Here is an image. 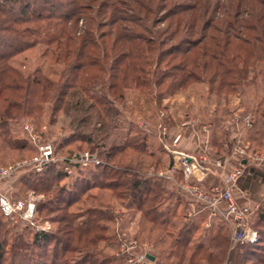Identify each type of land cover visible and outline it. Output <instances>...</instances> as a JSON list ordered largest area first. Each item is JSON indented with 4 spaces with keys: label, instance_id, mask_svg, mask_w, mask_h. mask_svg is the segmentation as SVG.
<instances>
[{
    "label": "trees",
    "instance_id": "obj_1",
    "mask_svg": "<svg viewBox=\"0 0 264 264\" xmlns=\"http://www.w3.org/2000/svg\"><path fill=\"white\" fill-rule=\"evenodd\" d=\"M90 1L93 5L98 2L95 5L97 15L105 18L104 24L96 22L95 28L92 29L87 24L93 21V17L85 16L83 12L88 6L85 0H44L43 2H46L44 5L39 2L31 4L36 2L35 0L20 2L19 14L12 19L14 24L4 27L15 32L16 36L13 40L9 39L4 43L2 41L3 44L0 46L2 144L25 148L26 143L18 146L14 143V138H8L9 121L33 115L34 111L41 109L42 102H46L49 98L54 101V113L55 109L68 103L67 98L72 89H80L88 94L89 98L94 99L100 112L109 115L112 110L109 103L111 100L107 95L99 96L94 93L96 86L107 91L108 95L123 98L125 89H143L154 84L157 87H165V92H159V98L162 99L167 95L176 96L192 84L206 83L209 92L217 91L218 97H224L225 95L220 92L241 93L245 87L254 85L259 75L264 76V7H261L264 0H235L236 2L231 6L227 3V9L225 5L220 8L221 18H216L212 11L210 12L211 9L207 6L208 0L205 5L203 0H193L192 3L164 0L163 17L159 19L164 18L165 21L170 19V23L166 28L156 31L145 24V21L156 13L152 5L153 0ZM93 5H89L88 9ZM54 19L64 23L59 35L51 33L48 27H44L46 23L51 26ZM80 21L86 22V25L79 27ZM15 22L36 24L20 30L15 26ZM127 22L141 27L144 32H139ZM173 22L177 23L176 27H173ZM104 26L108 28L100 30ZM146 34L151 36L148 37ZM179 34L182 35L179 40L172 42L168 47L164 46L168 39H173ZM32 35L36 38L29 40L28 37ZM41 42L46 44L47 50L44 55L51 52L55 56V61L63 64L62 77L58 81L45 75L41 68L36 69L32 74H25L10 63L11 55ZM7 47L12 50H5ZM152 65L154 70L147 69V66ZM146 74L152 76L149 78L145 76ZM257 110L264 119V103L257 105L253 125L258 121ZM253 139L256 142L255 136ZM220 143L223 151L229 149V145L225 146V141ZM124 148L125 150L133 148L147 157L153 154V152L147 153L145 144L127 142ZM124 148L114 146L110 150L97 151L112 160L116 155L114 149L122 152ZM141 163L142 166L146 164L145 161ZM52 164V162L48 163L41 173L31 171L33 180L30 185L35 192L45 193L51 191L54 184L69 179V184L65 182L64 186H60L57 192L59 195L55 196L65 206L53 208L46 205L48 202H43L40 207L41 210L48 208L52 212L61 211L57 219L59 224L63 223L59 228L60 231L64 233L69 231L73 223V214L67 212V208L80 199L87 189L94 187L116 189L117 185L124 183L130 184L128 205L140 210L145 217L152 215V221L158 219L156 215L158 210L153 206V201L165 187L156 184L153 178L146 172L139 171L134 164L128 162L124 165L122 173L127 176L124 182L116 180V174L120 171H116L104 162L84 169L76 167L72 175H67L58 169L51 173ZM170 198L173 199L172 210L162 212L165 217L161 222L166 224L172 223L171 217L176 218L180 214H186L187 210L186 202L176 197L173 190ZM40 209L38 208L37 211L39 212ZM171 212V216H166ZM257 215V223L264 226V203ZM206 216V212H201L194 222H185L179 226L178 233L172 240L171 255L181 262L187 258L189 252V262L193 264L195 255L206 251L204 258L208 262L214 257L217 261L225 257L229 258V264H250L255 260L258 264H264V230H258V241L244 243L245 245H240L237 252L234 250L230 252L228 250L230 238L223 232L227 224L221 222L216 226L217 222H214L212 230H204L206 231L204 237L199 238L192 247L196 232L204 224L201 217ZM26 229L31 233L29 240L34 245L48 246L52 240L63 241L61 236L52 233V229L44 232L36 231L32 227ZM23 237L20 234L11 239L10 247L13 255L24 251L21 248L26 246ZM8 240L10 238L3 236L1 242L8 243ZM1 242L0 264H3L4 245ZM19 248L21 250H17ZM10 263L15 262L11 260Z\"/></svg>",
    "mask_w": 264,
    "mask_h": 264
},
{
    "label": "rangeland",
    "instance_id": "obj_2",
    "mask_svg": "<svg viewBox=\"0 0 264 264\" xmlns=\"http://www.w3.org/2000/svg\"><path fill=\"white\" fill-rule=\"evenodd\" d=\"M24 1L29 2L31 0H0V46L4 41L13 40V37L16 36L15 32L4 29V27L14 24L12 19L19 14L20 2ZM35 1L31 4L39 2L44 5L46 3L43 2L44 0ZM180 1L193 2V0ZM206 1L203 0L204 5ZM236 1L208 0L207 6L210 7V12L212 11L216 18H221L222 12L220 8L222 9L224 5L226 8L227 3L231 6ZM85 2L88 4L86 6L87 9L83 11L85 16L91 15L93 17V21L87 24L89 28H95L96 22H103L102 24H104L105 18L97 15L95 5L98 2L94 3V5L90 0H85ZM164 2V0H153L152 5L156 9V13H153L150 19L145 21V24L155 31L166 28L170 23V19L167 21L163 20L164 18L162 19L163 21L159 19L161 16L163 17L162 3ZM253 2L251 1V3ZM89 5L93 6L88 9ZM263 5L261 7H264ZM182 19L185 20V18ZM35 24L33 22H15V26L20 30H24L27 26L33 27ZM127 24L136 27L135 29H138L139 32H144V29L137 27L134 23L127 22ZM172 24L173 27L177 25L175 22ZM63 25L62 21L54 19L51 26L46 23L44 27H48L47 29L51 33L59 35L63 30ZM84 25H86V22L80 21L78 24L79 27ZM107 28V26H104L100 30ZM146 35L148 37L151 36L150 34ZM181 36L179 34L173 39H168L167 44L164 46L168 47L172 42L179 40ZM28 38L33 40L36 37L32 35ZM10 49V47H7L5 50L9 51ZM46 50V44L41 42L16 54H10L9 60L13 66L19 68L25 74H32L36 69L41 68L45 75L52 80L58 81L62 77L63 64L57 63L55 56L51 52L44 55ZM150 68L154 70L153 65L147 66V69ZM145 76L151 77L152 75L146 74ZM95 89L96 92L94 93L99 96L107 95V98L112 101L109 102L112 107L109 115L106 112H100L98 105L95 104L94 99L89 98L88 94L80 89H72L67 98L68 103L59 109H55L54 113V101L49 98L46 102H42L41 109L34 111L33 115L22 116L15 121L10 120L8 138H14L13 141L18 146L23 143H26L27 146L25 148L9 147L2 144L0 138V145L2 144L0 146V168L24 159L29 160L38 155L41 146L50 144L53 147L55 158V161L52 162L53 167L50 169L51 173L57 169L60 170L63 157L89 150L106 165L115 168L116 171L119 170L120 172L116 174V180L118 181L119 179L124 182L127 176L122 171L125 167L124 165L128 162L134 164L139 171L145 173L151 166L156 169H165L172 161V154L169 153L164 145L167 139H164L163 135L160 138L159 135V130L162 128L160 124L164 123V125H167L168 129L166 132L170 141V137L179 129L177 128L179 121L188 118L187 116H190V114L197 115V113L212 118L209 112L214 109L218 110V115H215L216 120L219 118L223 119L229 115V118H231L230 122H234V124L232 122L233 128L238 130L239 134L231 135L232 131L229 128L228 150L230 153L236 144L237 138L241 137L246 141L249 140L250 135L255 136L256 148L264 152V119L258 113L259 110L256 113L257 124L250 128L242 127L240 123H236L232 118L234 114L242 115L246 113H251L254 117L257 105L264 103V76L259 75L256 83L245 87L241 93L226 94V92H220V94L225 95L224 97H218L217 91L209 92L206 83L192 84L182 90L180 94L176 96L167 95L162 99L159 98V92H165V87H157L154 84L143 89H125L123 98H115L111 94L108 95L107 91L100 89V86H96ZM166 106L168 107L166 108ZM229 118L223 127L225 134L228 133ZM141 123H143V126ZM162 140L164 141L162 142ZM127 142L145 144L147 153L153 152L152 156L147 157L133 148L125 150L124 147ZM114 146L124 149H122V152L114 149L116 155L112 160L98 153L101 149L110 150ZM176 149L178 150V148ZM144 161L146 164L143 163L144 166H142L141 162ZM31 171L33 170L30 167L19 168L10 175L0 179V194L8 196L13 201L34 197L37 209H40L43 202H48L46 205L53 208L65 206L55 196L59 195L57 192L60 186L65 182V184H69V179L61 181L62 183L54 184L51 191H46L45 193L35 192L30 185L33 180ZM180 179H183L181 175ZM155 182L165 187L164 191H160V195L153 201V206H156L158 210L156 214L158 219L156 221H152V215L145 217L140 210L128 205L129 183L119 184L116 189L109 187L87 189L80 199L74 201L67 208V212L73 214V223L67 233L59 230L61 224H63H59L57 221L61 211L54 210L52 212L48 208L40 209L39 212L36 210V220L40 223L49 221L52 233L54 232V234L61 236L63 239L62 242L52 240L48 246H39L31 243L29 239L32 235L26 229L27 226H24L23 221L19 217L15 219L8 218L0 209V242L3 236L10 238L8 243L1 242L4 245L3 264H11V260L15 262L14 264H125L128 261V257H136L142 253H150L155 256V259L151 260L152 264H191L189 262V252H187V258L180 262L174 255H171V245L173 238L178 233L179 226H182L185 222H194L196 217L191 221H186L187 213L189 212L186 210V214H180L176 218L171 217V224L162 223L161 220L165 217L164 211L172 210L173 199L170 197H172L173 189L159 181ZM185 197L189 198L188 196ZM50 199L52 201H49ZM171 214L172 212L166 216H171ZM257 216V212L252 214L250 223L257 230H264V226L257 223ZM45 218L47 220H44ZM201 218L205 222L207 216ZM85 221L87 222L84 223ZM214 222H217L216 226L221 223V221H213L209 228H205L204 224L202 228L200 227L195 234L191 244L192 247L196 245L199 238L204 237L206 232L204 230H212ZM224 228L223 232L230 238L228 250L237 252L240 249V245L244 243H234L231 240L230 226L227 224ZM20 234L24 236L23 241L24 243L26 242V246L21 247L24 251H16L18 254L13 255L10 247L11 239ZM131 241H136L137 244L133 246L134 248L130 253H126L127 248L131 246ZM205 252L201 251L196 254L193 264L230 263L229 258L225 257L219 261L214 257L208 262L204 258L206 256L204 255ZM250 264H258V262L255 260L251 261Z\"/></svg>",
    "mask_w": 264,
    "mask_h": 264
},
{
    "label": "built area",
    "instance_id": "obj_3",
    "mask_svg": "<svg viewBox=\"0 0 264 264\" xmlns=\"http://www.w3.org/2000/svg\"><path fill=\"white\" fill-rule=\"evenodd\" d=\"M232 118L236 123H240L245 128L252 127L254 123V118L251 113L242 115L234 114ZM188 123V121H185L183 124L186 125ZM141 125L143 126V123ZM160 126L162 127L159 130L160 138L163 135L164 139H167L164 145L169 153L172 154L173 160L165 169H156L151 166L146 173L154 181L169 183L174 186L179 184L177 177L181 173L183 177L180 183L182 193L188 196L194 204L187 213L186 221L193 220L198 213L206 212L207 219L204 222L205 228H209L213 221H221L230 226L231 240L234 243H254L258 241L259 232L250 223L252 207L247 202H238L235 197V188L239 180L251 172L246 169L243 163L245 158L248 161L247 158L250 156L248 155L249 144L239 137L232 148L230 158H219L211 163L214 167L225 170L223 174L224 184L221 186L214 184L210 191H207L199 184L204 177L205 164L208 161L206 155L195 158L194 156L177 150L175 147L181 138V132H175L169 141L166 126L164 124H160ZM209 129L210 125H202V131L208 132ZM250 158L253 159V163L251 164H254L255 160L262 162L264 155L250 156ZM233 159L235 163L228 167L227 164ZM53 161H55V158L52 145H43L40 147L38 155L33 158L29 160L24 159L15 164L1 167L0 179L10 175L19 168L30 167L33 171L41 173L45 169V166ZM101 163L102 160L98 156L86 150L63 157L61 159L60 170L67 175H72L76 167L84 169ZM0 209L8 218L15 219L19 217L23 221L24 226L32 227L36 231L44 232L51 229L49 221L40 223L36 220L35 212L37 210V204L34 197L13 201L8 196L0 194ZM130 244L131 246L127 248L126 253H130L137 242L131 241ZM147 254L142 253L136 257H128V261L125 264L145 262L152 264L153 262L147 258Z\"/></svg>",
    "mask_w": 264,
    "mask_h": 264
},
{
    "label": "crops",
    "instance_id": "obj_4",
    "mask_svg": "<svg viewBox=\"0 0 264 264\" xmlns=\"http://www.w3.org/2000/svg\"><path fill=\"white\" fill-rule=\"evenodd\" d=\"M209 113L212 118L202 114L199 115L198 113L197 115L190 114V116H187L188 118H184L178 122L177 128L179 129L175 131L181 132V138L175 148H178L179 151L194 156L195 158L206 155L209 162L207 161L205 164L206 168L204 169V177L199 182V184L207 191H210L214 184L220 186L224 184L223 174L225 170L222 168H216L211 163L219 158H230L231 153L229 150L223 151L222 143L220 142L225 141L226 147L229 145V128L232 131L231 135H236L238 133V130L233 128L234 122H230L231 118H229V115L223 119L219 118L216 120L215 115H218V110L214 109ZM228 118V133L225 134L226 132L224 131L223 127L225 126V122L228 121ZM185 121H188L189 123L184 125L183 123ZM204 124L210 125L208 132L202 131V125ZM253 137L254 135H250L249 140H246V142L249 144L248 155L251 157L255 155H264V152L256 148L257 146ZM250 156L247 158L248 161H246L245 158L243 163L246 169L251 172L239 180L235 188V197L240 203L247 202L250 204L253 214L259 212V208L264 203V159L262 162L255 160L254 164H251L253 163V159L250 158ZM172 157L173 156H171V159ZM234 161V159L230 160V162L227 164L228 167L234 164ZM180 175L181 173L177 177L179 184L174 186L173 184L163 183V185L171 187L175 192L176 197L186 202L187 210L189 211L191 206L194 204L182 193V189L180 188L182 179H180ZM199 214L200 213H198L195 217H197Z\"/></svg>",
    "mask_w": 264,
    "mask_h": 264
},
{
    "label": "water",
    "instance_id": "obj_5",
    "mask_svg": "<svg viewBox=\"0 0 264 264\" xmlns=\"http://www.w3.org/2000/svg\"><path fill=\"white\" fill-rule=\"evenodd\" d=\"M147 258H149L150 260H154L155 259V256L152 255V254H150V253H148L147 254Z\"/></svg>",
    "mask_w": 264,
    "mask_h": 264
}]
</instances>
